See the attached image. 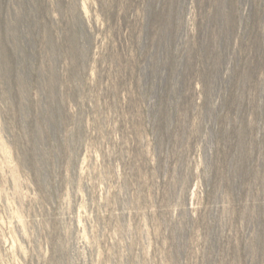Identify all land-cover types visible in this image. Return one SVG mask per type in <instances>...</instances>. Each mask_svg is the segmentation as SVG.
<instances>
[{
	"label": "rangeland",
	"instance_id": "1",
	"mask_svg": "<svg viewBox=\"0 0 264 264\" xmlns=\"http://www.w3.org/2000/svg\"><path fill=\"white\" fill-rule=\"evenodd\" d=\"M0 264H264V0H0Z\"/></svg>",
	"mask_w": 264,
	"mask_h": 264
}]
</instances>
